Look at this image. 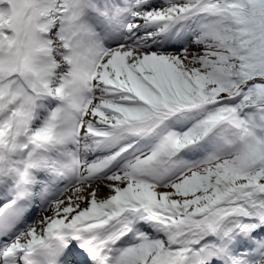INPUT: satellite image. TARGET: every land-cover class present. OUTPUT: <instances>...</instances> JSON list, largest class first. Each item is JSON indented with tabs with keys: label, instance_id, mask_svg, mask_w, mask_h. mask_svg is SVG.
<instances>
[{
	"label": "snow or ice",
	"instance_id": "1",
	"mask_svg": "<svg viewBox=\"0 0 264 264\" xmlns=\"http://www.w3.org/2000/svg\"><path fill=\"white\" fill-rule=\"evenodd\" d=\"M0 264H264V0H0Z\"/></svg>",
	"mask_w": 264,
	"mask_h": 264
}]
</instances>
